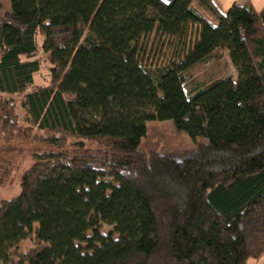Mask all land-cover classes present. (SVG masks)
Returning a JSON list of instances; mask_svg holds the SVG:
<instances>
[{
    "label": "trees",
    "instance_id": "trees-1",
    "mask_svg": "<svg viewBox=\"0 0 264 264\" xmlns=\"http://www.w3.org/2000/svg\"><path fill=\"white\" fill-rule=\"evenodd\" d=\"M9 4L0 0V136L45 149L28 169L23 159L6 165L1 183L20 177V194L0 204V264L264 257V9L247 2L222 14L213 0ZM189 29L197 41L178 61L142 65L144 37L181 40ZM40 51L52 67L36 86ZM225 52L237 79L192 87L193 71ZM155 121L204 143L183 160L143 151ZM33 235L37 247L18 257Z\"/></svg>",
    "mask_w": 264,
    "mask_h": 264
},
{
    "label": "rangeland",
    "instance_id": "rangeland-1",
    "mask_svg": "<svg viewBox=\"0 0 264 264\" xmlns=\"http://www.w3.org/2000/svg\"><path fill=\"white\" fill-rule=\"evenodd\" d=\"M5 9L10 10L9 0H3ZM197 41L195 29H189L184 39H169L162 37L158 33L144 37L139 44V59L142 65L147 67H163L174 61H178L191 49ZM42 68L35 75V85L43 86L48 83L51 63L48 56L40 51ZM220 77H232L237 79V73L233 67L229 55L224 53L222 59H213L207 65H202L193 71L189 81L193 86L208 83ZM192 87H189L188 90ZM22 112V111H21ZM24 113V112H22ZM23 118V117H22ZM147 136L143 139L140 149L146 152H158L160 154H170L178 160H183L186 154L196 150L204 143L203 139L194 141L186 132L178 131L171 121H155L147 124ZM45 147L41 144L29 141L10 140L0 136V204L2 201L10 200L20 194V177L14 176L6 179L4 175L6 165L11 159H23L22 169H28L32 163L31 157L36 151H43ZM3 184V185H2ZM38 224H35V228ZM103 231L109 234L112 227L104 226ZM83 247L86 245L83 244ZM37 247L35 235L22 242L18 249V257L28 253ZM247 264H264V260L250 259Z\"/></svg>",
    "mask_w": 264,
    "mask_h": 264
},
{
    "label": "crops",
    "instance_id": "crops-1",
    "mask_svg": "<svg viewBox=\"0 0 264 264\" xmlns=\"http://www.w3.org/2000/svg\"><path fill=\"white\" fill-rule=\"evenodd\" d=\"M165 2H170L172 0H164ZM216 7L222 14H227L228 11L234 5H244L247 2H250L257 12H260L264 9V0H213ZM264 260L262 257L259 261Z\"/></svg>",
    "mask_w": 264,
    "mask_h": 264
}]
</instances>
